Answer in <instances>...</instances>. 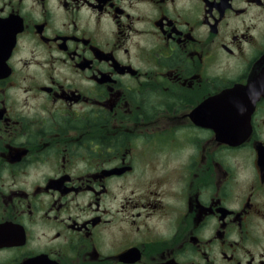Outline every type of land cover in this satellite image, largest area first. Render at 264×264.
<instances>
[{
  "label": "flooded vegetation",
  "instance_id": "flooded-vegetation-1",
  "mask_svg": "<svg viewBox=\"0 0 264 264\" xmlns=\"http://www.w3.org/2000/svg\"><path fill=\"white\" fill-rule=\"evenodd\" d=\"M264 0H0V264H264Z\"/></svg>",
  "mask_w": 264,
  "mask_h": 264
},
{
  "label": "water",
  "instance_id": "water-1",
  "mask_svg": "<svg viewBox=\"0 0 264 264\" xmlns=\"http://www.w3.org/2000/svg\"><path fill=\"white\" fill-rule=\"evenodd\" d=\"M263 73H264V71H263Z\"/></svg>",
  "mask_w": 264,
  "mask_h": 264
}]
</instances>
